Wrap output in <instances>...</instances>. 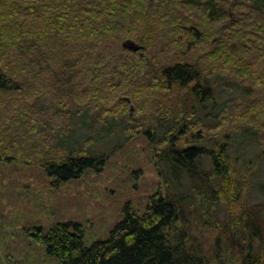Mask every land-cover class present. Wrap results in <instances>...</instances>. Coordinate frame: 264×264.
Returning a JSON list of instances; mask_svg holds the SVG:
<instances>
[{"label": "trees", "instance_id": "trees-1", "mask_svg": "<svg viewBox=\"0 0 264 264\" xmlns=\"http://www.w3.org/2000/svg\"><path fill=\"white\" fill-rule=\"evenodd\" d=\"M226 1L0 0V91H30L31 72H37L43 88L51 74L68 86L75 74L86 77L96 73L89 67L91 61L98 59V64H102L117 55L122 59L123 40L127 38L138 41L140 46L166 43V50L175 53L167 62L154 65L146 75L164 91L161 99H167L165 103L153 100L165 108L161 118L169 124L160 147H153L156 168L167 185L165 192L159 189L152 194L143 214L127 203L124 218L108 237L90 246L85 243L83 225L77 221H58L47 232L35 227L34 240L59 264H213L202 241L193 236L194 228L209 226L217 230L218 248L240 252L243 264H263L264 202L241 204L238 222L234 220L236 223L232 224L211 214L205 217L199 209L200 197L213 205L222 202L230 209L241 199L244 188L235 176L240 169L230 151L239 130L255 129L264 154V69L257 72L261 60L264 65V0H234L237 8L246 13V18L236 24L235 17L228 22L221 20ZM193 9L203 10L206 15L195 17L190 12ZM206 20L212 22L210 29L206 28ZM251 28L257 29L262 43L246 46L247 34H256ZM234 39L242 44H231ZM212 43H216L213 49ZM201 51L206 60H199L197 53ZM217 61H222L220 67L211 68L210 63ZM212 74H217V79H223L224 74L233 75L237 81H232V88L240 87L248 93H253V89L246 81L252 80L259 87V99L248 103L241 116L229 121L226 133L218 130L224 127L228 107L218 111L214 125L194 118L206 103L217 102V88L210 84ZM79 86L69 87L75 97L80 96ZM73 111L85 113L89 121L97 114L86 101L65 114L68 123L60 126L53 138L55 147L68 156L50 157L43 166L57 182L82 178L89 170L102 171L106 160L101 155L118 151L132 136V127H124L121 118L109 112L94 126L86 121L89 135H85L82 144L72 146L67 140L74 131L70 123ZM48 122L52 125L49 114ZM157 124L146 131L151 141V130ZM121 136L122 142L108 154L94 151L97 137ZM203 158L209 160L210 168L203 166ZM162 162L171 171L187 175L191 198L181 193L161 169ZM207 211L210 213V209Z\"/></svg>", "mask_w": 264, "mask_h": 264}, {"label": "rangeland", "instance_id": "rangeland-1", "mask_svg": "<svg viewBox=\"0 0 264 264\" xmlns=\"http://www.w3.org/2000/svg\"><path fill=\"white\" fill-rule=\"evenodd\" d=\"M225 6L227 8L222 21L228 22L235 17L236 24L246 18V13L242 8H237L234 0H227ZM190 12L195 17L200 13L206 15L203 10L193 9ZM207 23L206 28L210 29L212 22L208 20ZM250 31L256 34H247L244 45L262 43L258 40L257 29L251 28ZM165 44L142 46L138 51L124 47L125 56L122 59L117 55L102 64H98V59H95L89 67L96 69V73L86 77L84 74H75L68 86L63 84V79L61 82L51 74L43 88L37 72H31L30 91H0V264H59L57 258L49 256L45 247L34 240L35 227H42L47 232L58 221H77L83 225L85 243L90 246L108 237L115 225L124 218L127 203L132 204L135 212L143 214L149 197L159 189L165 192L167 185L156 168L153 147H160L169 124L166 118H161L165 108L160 103L154 104L153 100L165 103L167 99H161L164 91H160L162 88L157 86V82L149 81L146 76L154 65L174 57L175 53L166 50ZM215 44L212 43V49ZM231 44L242 43L234 39ZM197 55L199 60L207 59L203 51ZM249 58L253 59V56ZM221 64L222 61L210 63L211 68H218ZM263 69L261 60L258 74ZM211 76L214 79L210 84L217 88V102L206 103L194 118L214 125L218 111L228 107L224 115V127L218 130V133H226L229 121L241 116L248 103L259 99V87L252 80L246 81L245 84L253 89V93H248L240 87L232 88V81L236 80L233 75L224 74L223 79H217V74ZM138 80L139 84L136 83ZM76 84L80 85L78 97L69 88ZM92 85L96 88L92 89ZM37 88L40 89L37 91ZM183 98L185 100V96ZM83 101L93 106L97 114L89 121L85 113L72 112L70 123L74 129L73 139L66 138L72 146L82 144L85 135H89L84 124L86 121L94 126V122L110 113L120 117L124 127H132L129 131L131 140L118 151L101 155L106 160L102 171L89 170L82 178L57 182L43 166L50 157L68 156L64 150L55 147L53 137H56L60 126L68 123L65 114L69 109ZM48 114L52 125L48 122ZM153 123L159 124L157 130H151L154 137L151 141L146 131ZM123 139L122 136L106 139L97 137L93 149L96 153L108 154ZM230 151L241 173L235 174L244 188L241 199L230 209L222 202L213 205L200 197L199 209L205 217L211 214L215 219L232 224L238 222L236 217L241 204L264 202V154L258 134L252 127L238 131ZM202 164L210 168L208 159L203 158ZM161 169L173 179L181 193L191 198L190 182L184 172L171 171L164 162L161 163ZM216 231L213 226L198 230L194 228L193 236L202 241L213 258V264H243L240 252L216 246Z\"/></svg>", "mask_w": 264, "mask_h": 264}, {"label": "water", "instance_id": "water-1", "mask_svg": "<svg viewBox=\"0 0 264 264\" xmlns=\"http://www.w3.org/2000/svg\"><path fill=\"white\" fill-rule=\"evenodd\" d=\"M123 46L129 50L132 51H138L142 48V46H140L138 43H136L134 40L132 39H127L123 42Z\"/></svg>", "mask_w": 264, "mask_h": 264}]
</instances>
